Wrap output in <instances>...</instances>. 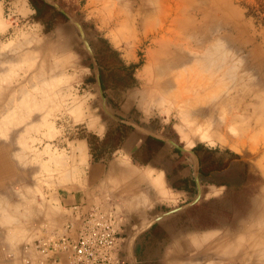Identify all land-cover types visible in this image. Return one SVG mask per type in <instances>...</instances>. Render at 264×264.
<instances>
[{
  "label": "rangeland",
  "instance_id": "374dc122",
  "mask_svg": "<svg viewBox=\"0 0 264 264\" xmlns=\"http://www.w3.org/2000/svg\"><path fill=\"white\" fill-rule=\"evenodd\" d=\"M49 1L59 3L83 25L95 58L88 52L77 25L65 13L62 12L67 18L58 14L49 2L40 3L42 15L37 17L31 0L22 1L20 13L15 11L19 2L0 0V264H49L48 258L32 246L38 240L61 236L67 224L76 219L55 193L69 179H61L63 173L77 181L75 176L83 171L79 158L74 166L67 164L70 150L67 144L77 138L89 142L93 135L102 139L83 125H62L67 114H76L74 110L81 108L79 104L84 105L88 117H98L107 128L104 137L110 133L115 145L118 134H122L110 155L124 145L142 168L149 163L146 168L152 169L151 187L143 186L134 192L130 202L123 204V210L109 208L115 209L121 221L122 264H132V254L137 264H188L193 239L213 236L235 241L249 230L259 231L264 226L260 219V207L264 204V141L243 144L200 139V134L187 125V117L180 113L182 107L171 102L170 91L158 77L165 70L160 44L172 45L181 35L184 42L190 37L178 34L175 26L185 8L189 4L190 9L208 8L216 2L226 16L208 32L210 29L216 32L223 26L232 51L230 66L238 72L235 73L238 77L232 72L227 85L244 90L239 99L245 104L252 102L254 93L246 85L264 87V21L249 14V5L256 4V0H159L156 18L138 14L141 0ZM39 24L45 25V31H51V65L69 66L66 74L57 75L55 81L48 72V46L37 37ZM190 40L185 45L196 48V40L191 37ZM139 62L142 64L133 74L126 69ZM147 64L149 72L144 74ZM243 67H247V74L239 80ZM97 70L104 74L109 109L124 122L104 112ZM48 82L52 83L48 91L51 96L44 98L43 89ZM261 95L264 96V91ZM33 96L40 105L25 109L23 103ZM15 108L22 115L7 120ZM91 126L95 128V123ZM149 136L163 140L164 145L149 146ZM166 138L187 148L200 146L198 153L194 150L200 158V170L213 173L219 183L201 181L202 197L196 205L147 228L160 214L195 198L187 190H171V185L186 178L181 176H195L196 164L192 154L181 152ZM63 157L65 163L59 164L57 160ZM181 159L188 162V168L180 163ZM156 167L165 169L168 178ZM158 179L160 186L156 183ZM149 230L151 235H146ZM171 253L175 258L170 261ZM207 264H264V261L225 259Z\"/></svg>",
  "mask_w": 264,
  "mask_h": 264
},
{
  "label": "bare ground",
  "instance_id": "6f19581e",
  "mask_svg": "<svg viewBox=\"0 0 264 264\" xmlns=\"http://www.w3.org/2000/svg\"><path fill=\"white\" fill-rule=\"evenodd\" d=\"M190 5L192 4L182 12V17L177 19L175 26L178 34H189L196 40L194 41L197 43L196 48L185 45L187 42L191 43V40L189 37L184 42L182 35L172 45L160 44L161 64L165 68L158 76L162 81L161 85L170 91V98L173 100L170 99L171 102L182 107L180 111L183 112L180 113L187 117L185 120L187 125L200 134V139L211 143L216 141L226 143L231 140L243 144L263 143L264 96L261 92L264 91V87L258 84L246 85L249 87L247 89L254 93L252 102L245 104L240 100L239 93L244 94V90L240 91L236 87L227 85V79H230L232 72L233 74L237 72L230 66L232 51L229 48L228 34L223 31L222 25L216 32L211 29L208 32L214 23L225 18L226 12L216 2H212L208 8L194 6L190 9ZM158 11L159 0H141L137 8L138 14L143 18H156ZM247 67L239 71L241 73L239 80L247 74ZM148 72L147 64L143 73ZM51 84L48 82L43 89L44 98L51 96L48 92ZM232 89H236L235 94L232 93ZM39 105L40 101L36 96L23 103L25 109L31 110ZM194 110L197 111L192 113ZM75 113L77 114L78 111ZM20 115L22 112L15 108L6 118L14 120L20 118ZM189 116L193 118L189 119ZM156 183L158 186L162 185L161 181ZM260 210V219L264 221V204ZM235 239L232 241L213 236L193 239L189 247L192 255L188 264H207L210 261L225 259L264 261V226L259 231L249 230V233ZM174 255V253L169 255L170 261L175 258Z\"/></svg>",
  "mask_w": 264,
  "mask_h": 264
},
{
  "label": "crops",
  "instance_id": "0c3cea01",
  "mask_svg": "<svg viewBox=\"0 0 264 264\" xmlns=\"http://www.w3.org/2000/svg\"><path fill=\"white\" fill-rule=\"evenodd\" d=\"M15 1L19 2V6H15V11L20 13V9H22L20 4L23 3V0ZM37 37L42 40V44H47L48 46V55L46 56L49 60L48 72H51V79L55 81L57 75L64 76L66 74V71L69 70V66H66L65 64H58L57 67L51 65V31H45L44 24H39ZM63 55L64 54L61 52V58H63ZM79 105H81V108H79V106L74 110V112L78 111V113L67 114L63 119L65 120V123L63 122L62 125H83V127H87L89 130L91 129L94 133L100 136V138H103L107 132V128L100 124L98 117L94 115L91 118L88 117L84 105ZM80 109L82 110V113ZM94 123L95 128L91 126ZM67 145L70 149L68 151L69 163L67 164L74 166L76 158H79V168H82L83 171L75 176L77 181L72 180V177L66 172L63 173L60 178L69 179L62 182L55 193L57 198L61 201V204L64 207L71 209L75 214L76 219L71 221L75 231L80 225V216L86 214L94 207H112L116 210H123V204H128V202H130L132 196H134V192L141 189L143 186L151 187L152 169L146 168L149 163H144V165H142L144 168H142L141 163L136 161L128 147L123 145L116 149L112 155L109 153V155L103 157L100 161H93L87 139H73L68 141ZM57 162L59 164H63V162L65 163L64 157L62 160H57ZM180 163L185 165L184 168H188L187 161L181 159ZM66 169L65 166L64 170ZM156 169L168 178V173L165 169H158L157 167ZM162 177L164 176L162 175ZM181 177H188V174ZM157 181H161V179H158ZM171 190L183 192L182 190L173 187V185H171ZM148 233L151 235L150 230L146 232V235ZM150 235H148V237H150Z\"/></svg>",
  "mask_w": 264,
  "mask_h": 264
},
{
  "label": "built area",
  "instance_id": "2783aa9c",
  "mask_svg": "<svg viewBox=\"0 0 264 264\" xmlns=\"http://www.w3.org/2000/svg\"><path fill=\"white\" fill-rule=\"evenodd\" d=\"M120 227L115 209L96 206L80 216L76 231L70 222L61 236L38 240L32 247L46 256L49 264H122Z\"/></svg>",
  "mask_w": 264,
  "mask_h": 264
},
{
  "label": "trees",
  "instance_id": "16d2710c",
  "mask_svg": "<svg viewBox=\"0 0 264 264\" xmlns=\"http://www.w3.org/2000/svg\"><path fill=\"white\" fill-rule=\"evenodd\" d=\"M31 2L33 3V6L37 10V17H40L42 15V8H41L40 3H43L45 5H46V3L43 0H31ZM52 8L54 10H56V12L58 14L67 18L65 16V14L58 11L55 7H52ZM249 14L254 15L259 20L263 19L262 21H264V18H262V15L264 14V0H256V4L249 5ZM48 25L51 26L50 23ZM49 28H51V27H49ZM49 28L47 27V30ZM141 64H142L141 62L132 63L129 66H127L126 69H130L131 74H133L134 71L141 66ZM101 80H102L104 91L106 93L105 86H104V74L102 71H101ZM109 135H110V133H109ZM109 135H107L106 137H104L102 139L97 138L95 135L92 136V140L89 141V144H90V148L92 151L93 161H100L103 157L109 155L110 150L113 148H116L117 144L122 139V134L119 133L118 134V143L115 145L113 142H111ZM164 143L165 142L163 140L152 137V136H149L147 139V144L149 146H152L153 148L155 146H162V145H164ZM199 147L200 146H197L194 148V150L197 153L199 152ZM200 179L203 183H212V184H218L219 183L217 180H215L213 173H211L210 171H204L203 168H201V170H200ZM173 187H175L179 190H187L191 194H193V196H195V197L198 193V188H197L195 176H188V177L180 180L179 183H176L175 186L173 185Z\"/></svg>",
  "mask_w": 264,
  "mask_h": 264
},
{
  "label": "water",
  "instance_id": "95a60500",
  "mask_svg": "<svg viewBox=\"0 0 264 264\" xmlns=\"http://www.w3.org/2000/svg\"><path fill=\"white\" fill-rule=\"evenodd\" d=\"M45 2H49L52 6L58 8L61 12L65 13L69 18L70 20H72L76 25L77 27L79 28L80 30V33H81V36L83 38V41H84V44L88 50V52L90 53L91 57L92 58H95V53L93 52V49L91 47V44L90 42L87 40L86 38V34H85V30H84V27L83 25L76 21L72 16H70L68 13H66V11L60 6L59 3L55 2V1H49V0H44ZM96 78H97V82H98V86H99V91H100V94H101V98H102V107H103V110L104 112L112 119L118 121V122H124V120L122 118H120L117 114H115L114 112H112L108 105H107V98L104 94V90H103V86H102V80H101V73H100V70H97L96 71ZM149 135H152V136H155L153 133H150L148 132ZM166 142L170 143L171 145H173L175 148H177L178 150H180L181 152H185V153H189V154H192L195 158V164H196V170H195V179H196V184H197V188H198V194L197 196L192 199L191 201H189L188 203L186 204H183L181 206H178V207H175V208H172L162 214H160L159 216H157L148 226V227H152L155 223H157L159 220L171 215V214H174L178 211H181V210H184V209H187V208H190L194 205H196L201 197H202V182H201V179H200V158L198 156V154L194 151V149L192 148H187L185 146H182L181 144H179L176 140L172 139V138H166L165 139ZM132 264H137V261L136 259L134 258L133 254H132V261H131Z\"/></svg>",
  "mask_w": 264,
  "mask_h": 264
}]
</instances>
